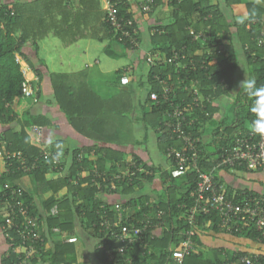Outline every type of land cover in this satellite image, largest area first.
<instances>
[{
    "label": "trees",
    "instance_id": "16d2710c",
    "mask_svg": "<svg viewBox=\"0 0 264 264\" xmlns=\"http://www.w3.org/2000/svg\"><path fill=\"white\" fill-rule=\"evenodd\" d=\"M163 4L173 9V19L165 26H158V30L151 34V56L146 54L138 63L145 67L147 64L146 73L137 75L135 66L118 69L116 83L119 84V90L114 95L104 97L97 93L89 83L88 69L47 72L53 88L52 102L66 115L69 124L90 141L80 147L64 149L61 147L62 140H54L51 144L37 140V133L32 126H49L52 123L46 115L34 113L24 97L22 87L25 75L17 57L26 60L39 77L35 85L39 89L35 88L37 94L41 95L45 65L39 64L42 63L38 58L39 41L50 33L53 32L67 45L79 38L89 37L99 41L108 40L125 49L134 48L118 40L114 29L105 19L106 12H100V0H81V9L75 11L72 10L73 5L68 6L65 0H0V123L10 125L0 136V151H21L30 162L45 150L54 153L52 157L41 158L38 167L28 173L34 182L35 191L30 193L25 190L23 198L30 212L38 214L40 221L44 222L47 230L43 235L50 246L36 253L27 264L86 262L79 259L76 241L65 242L60 234H52V228H59L66 236L82 238L87 245L90 243L94 260L99 264H173L169 247L178 245L185 231L190 228L185 216L193 203L191 192L197 185V172L190 169L179 174L176 170L167 150L170 146L181 148L182 142L165 127L164 121L175 104L184 103L194 107L193 96L186 90L193 80H199L202 93L212 96L213 100L232 91L239 59L235 53H218L219 47L223 49L225 36L238 37L256 80L251 90L249 85L240 95V104L235 107V117L231 122L215 117L219 107L214 101L203 103V110L201 107L194 108L190 117H197L193 134L200 139V169L206 171L215 168L222 147H231L238 133H249L258 127L261 112L258 94L264 86V46L258 45L257 37L264 29V0H155L151 11ZM94 11H97V18L93 19H99L98 26L91 29L89 34L79 32L78 28L83 25L81 19H91L89 16L94 15ZM119 11L133 18L125 0H119ZM194 19L202 26L201 30L195 28ZM190 28H195L196 32H210V39H195ZM28 43L33 45L38 63L34 62L30 52L24 51ZM196 51L203 53L195 55ZM175 53L185 54L186 57L169 62L168 59ZM215 57L220 60L209 65V61ZM203 63L205 65L202 67ZM221 78L226 79L227 87L218 86L215 89ZM168 86L172 91L168 100H164L162 94ZM139 90L144 96L137 100ZM153 92L160 96L159 104L151 101ZM16 125L21 126L20 130H15ZM136 126L145 129L143 139L136 137ZM207 126L213 132L208 147L202 139ZM151 132L155 136L156 147L171 162V167L149 164L137 154L136 150L147 142ZM61 151L66 156L60 165L62 176L48 178L49 173L59 170L54 160ZM129 158L154 173H137L131 181L123 184L124 188L119 187L110 193L108 189L114 182L112 178L124 168ZM241 170L247 171L246 168ZM25 175L27 173L19 168L16 158L7 160L0 156V187L8 183L11 188L23 189L17 181ZM156 177L161 182L160 193L153 206L145 207V203L153 198L144 188ZM220 180L225 183L223 179ZM227 192L232 194L230 189ZM238 192V202H242L246 195H264L263 192L257 193L248 188L239 189ZM10 198L11 192L8 190L0 192V209ZM116 201H126L123 203L131 206L140 218L144 211H154L156 208L166 210L167 215L164 228L155 232L148 230L142 242L125 249L123 254L115 252L111 259L105 248L114 239L111 243L107 240L109 232L106 226H102L101 220L103 214L113 218ZM138 204L143 205L144 211L136 210ZM54 206H58L59 211L51 215ZM220 223L216 212L198 217L197 226L194 227L197 232L195 249L200 230L206 225L219 230L222 228ZM237 235L264 244L263 233L252 225ZM7 244L2 264H18L19 260L11 249L16 243L7 240ZM248 255L251 256L252 252H236L225 261ZM225 261L208 258L204 253L194 250L186 257L184 264H223ZM254 264H264V256Z\"/></svg>",
    "mask_w": 264,
    "mask_h": 264
},
{
    "label": "built area",
    "instance_id": "2783aa9c",
    "mask_svg": "<svg viewBox=\"0 0 264 264\" xmlns=\"http://www.w3.org/2000/svg\"><path fill=\"white\" fill-rule=\"evenodd\" d=\"M154 1L146 0L143 2L141 7L144 12H150L152 10ZM106 4L105 19L114 29L118 40L127 42L134 49L138 48L140 41L134 18L120 14L119 0H107ZM157 30L154 29L153 31L155 32ZM190 31L195 39H202L203 41L210 39V32H196L192 28H190ZM257 41L259 46H264V29L259 33ZM222 51V47H219L218 53H222ZM148 56H151L150 52ZM184 57H186L185 54L180 55L179 53H175L168 61L174 62ZM155 58L158 57L155 56ZM217 62V57H215L209 61V65ZM204 65L205 63H203L202 67ZM199 85V80H193L190 86L186 87L189 94L193 96L194 107L184 103L175 104L173 109L167 113L164 121L165 127L169 128L173 135L182 142L181 148L170 146L167 150L168 156L177 168L176 170H178L179 174L190 169L197 172V185L191 192L193 203L188 207L185 216V222L190 225V228L185 231L178 245L169 247L170 258L173 264H184L186 257L196 250L195 237L197 232L194 227L197 226L198 217L202 214L218 213L222 229L231 234H239L249 225H252L264 235V195H246L242 202H238L236 199L239 196V192L233 191L229 195L227 192L228 187L218 177V169L226 167H231L232 169L246 168L247 171L261 172L264 175V86L258 94L261 112L259 125L256 130L250 131L249 133H238L231 147H222L221 157L215 168L202 171L199 167V156L201 152L200 139L196 138L193 134V127L197 117H190V115H192L194 108L201 107L203 110V103L212 102L213 99L212 96H205ZM218 86L227 87L226 79L221 78L214 88L216 89ZM22 89L26 99L30 98L34 102H38L36 88L30 81L25 80ZM171 91L169 86L165 87L162 98L168 100ZM150 99L156 104H159L161 101L160 96L155 92L151 94ZM35 130L41 132L38 128H35ZM38 140L40 141V139ZM0 156L7 160L16 158L19 163V168L24 170L28 175V173L38 167L41 158L52 157L54 153L45 150L41 153V156L32 162L21 151H5V153L0 151ZM61 162L62 159L60 156L54 160L56 168L59 169L52 171L56 174V177L62 176V172L60 171L62 168L60 166ZM137 173L141 175H152L154 172L145 168L133 158H129L124 168L112 178L114 182L108 189L109 192H114L119 187L124 188L123 184L131 181ZM98 174L100 176H107L105 173ZM118 183H120L119 186ZM4 189L11 192V198L0 209L2 233L7 240L16 243L11 249L19 260L18 264H27L36 253L48 248L49 242L46 241L43 235V232L47 228L44 227V222L40 221L38 214H32L30 212V207L23 198V195H25L24 188H11L6 183L1 188V191ZM155 199L153 198L147 201L145 207L153 206ZM123 202H115L113 206L115 213L113 218L108 214H103L104 216L101 220L102 226H106L109 232L107 240L110 242L114 239V242L109 247H104L111 259L114 258L115 252L123 254L125 249H128L130 246L133 247L140 241L142 242L148 230L155 232L164 228L166 224V210L156 208L154 211H144L143 205L138 204L136 210L144 211L140 218L131 206H127ZM58 211V206H54L50 214L55 215ZM51 232L54 235L60 234V237L65 242H74L77 240L74 236H66L59 228H52ZM262 255L260 252H254L251 256L248 255L237 260H226L223 264H254V262L262 259L264 256ZM81 264L89 263L83 262Z\"/></svg>",
    "mask_w": 264,
    "mask_h": 264
},
{
    "label": "crops",
    "instance_id": "0c3cea01",
    "mask_svg": "<svg viewBox=\"0 0 264 264\" xmlns=\"http://www.w3.org/2000/svg\"><path fill=\"white\" fill-rule=\"evenodd\" d=\"M7 1L25 2V1H32V0H7ZM145 1L146 0H125V5L127 6V10L132 14L133 18L136 21V26H137L138 35H139L138 38L140 41V46L138 48L127 49L128 52H132L137 55V59L134 64L136 67L140 66L138 65V63L141 57H144L146 54L149 53V49L151 47L150 45L151 34H154L153 33L154 28L157 29L158 26H165L169 24L173 19V9L168 7L167 5L165 6L164 5L165 3L163 4V6L157 7L154 11L144 12L141 6L143 2ZM247 1H254V0H247ZM65 2L68 6L73 5L72 10L74 11L81 9V0H65ZM106 3H107V0H100V5H101L100 12L102 11V13L104 14L106 12V6H107ZM94 12H96L94 15L89 16L91 19H85V20L81 19V23L83 25L78 28L79 32L84 31L86 34H89L91 29L96 28L98 26L99 19L98 20L93 19V17L97 18L96 16L97 11H94ZM194 25L196 29L198 30L202 29V26L199 25L196 19H194ZM47 37L51 39L49 40L50 43L52 41V43L55 46L57 47L59 46L60 48H63L66 51L72 50L73 46L77 47L78 50L79 49L83 50L85 48L86 50H89L92 45V42H90V40H85V39H93L89 37L79 38L72 44L67 45L64 43V41L60 37L56 36L53 32L50 33ZM47 37L45 38L47 39ZM45 38L42 39L41 42L39 41V51H38V58L41 59V62H42V63L39 62V64L45 65V69H44L45 76L41 82V93H40L41 95L37 94L38 99H39L38 102H34L30 98H27L26 100H28L30 108L32 109L34 113L46 115L47 117L50 118V121L52 124L49 126H37L36 125V126H32V129L34 130V132L37 133L36 138L37 140L40 139V142L51 144V142L54 140H62L61 147L64 149L65 148H75V147H80L85 144H89L90 141L86 139L85 137H83L82 135H80L69 124L68 119L66 118L62 110H60L57 104L52 102L53 88L47 76L48 74L47 72H55V71L48 69V63L45 62L39 56V52L42 47L41 45H44L46 41L48 40V39L45 40ZM93 40H97V39H93ZM102 42L107 43L104 46L105 51L107 47L109 48L110 45L114 44L113 42L110 43V41L108 40H105ZM114 45H116V43ZM239 49L243 51L241 47V42L237 36L233 38L231 36H225L223 38V52L226 51L227 52L226 55H229L230 53H235L239 59V64H241ZM86 50H85V53L87 55ZM24 51L30 52V54H32L31 57L33 58L34 62H37V59H35L36 55L33 53V45L31 43H28L24 47ZM202 53L203 51H196L195 55L202 54ZM243 53L244 51L242 52V56L245 57L246 63L248 64L245 53L244 55ZM17 58L20 61L21 69L25 75V80L30 81V83L34 87H37L39 89L38 86H35L37 85V81L39 79L35 71L29 66L26 60H24L23 58L19 56ZM217 60L219 61L220 58L218 57ZM22 62L24 65L22 64ZM79 70H83V69H79V65H78V70H75V71H79ZM75 71H72V72H75ZM255 80H256L255 72L249 71L248 77L246 79V83L248 84L241 87L240 90H237V93L235 95L234 109L238 104H240L239 102L240 95L243 93L245 89L248 88L249 85L252 84L253 81L255 82ZM236 81H237V78H236V72H235L234 86L236 84ZM234 86L232 88V91L234 90ZM232 91L226 94H222L217 100L216 99L213 100L214 104L219 107L218 108L219 110L215 113L216 118H221V119L224 118L223 116L219 115V112L222 109V100L224 99L225 96H229L232 93ZM36 92H37V89H36ZM29 100H31V102ZM60 112L65 116V118L62 119V121H60L57 117L58 116L57 114ZM234 117L229 122H231L234 119ZM208 126H207V131L203 133L202 135V139L204 141V144H206V146L210 143V141L213 138L212 136L213 132L208 129L209 128ZM9 127L10 125H5V124L0 123V136ZM20 128H21L20 125L15 126V130H20ZM35 128H38L39 130H41V132H37ZM223 128L224 127H222L221 129L223 130ZM154 142L156 143L155 137H154ZM140 147L136 151H137V154L140 155L144 161H147L149 164H154V165L155 164L159 165L160 163H164V161H161L160 163H154L151 159L150 154L148 153L146 154V152L143 150L144 148L142 149ZM209 153H211V151H209ZM65 157L66 156H64V152L61 151L60 158L62 160H65ZM170 163H167L166 166H163L162 164L160 165H162L163 168H169L171 167ZM241 171L243 170L219 168L218 177L219 179H223L225 184L229 186L228 189L231 190V193L233 191L238 192L239 189H245V188L251 189L257 193H260V192L264 193V175L261 172L248 171L249 172L248 176H245L242 174ZM48 178L53 179L57 177H56V174L51 172L48 174ZM17 184H19L22 188H24L26 191L30 193H34L35 191V185L30 175H26L22 177L20 180L17 181ZM1 188L2 187H0V191H1ZM160 188H161L160 179L156 177L153 182H150L147 184V186H145L144 190L145 192L149 193V195H151V198L157 199L158 194L160 193L159 191L161 190ZM76 244H77L79 259L81 261H87L86 260L87 256L84 255V252L88 253L89 251L87 250H91L90 245L89 244L87 245L81 239H77ZM49 246H50V243L48 244V247ZM7 249H8L7 240L4 237L1 226H0V264H2V260H3L2 257L5 251H7ZM240 251H248L252 253L254 252L264 253V244L252 241L241 235L231 234L222 228L219 230L210 229L209 225H206L205 227H203L202 230H200L199 241L196 246V252H202L208 258H213V259L218 258L220 260L225 261V259H227L230 256V254L234 255L236 252H240Z\"/></svg>",
    "mask_w": 264,
    "mask_h": 264
},
{
    "label": "rangeland",
    "instance_id": "374dc122",
    "mask_svg": "<svg viewBox=\"0 0 264 264\" xmlns=\"http://www.w3.org/2000/svg\"><path fill=\"white\" fill-rule=\"evenodd\" d=\"M47 39L45 38V40H47L46 43L44 45H41L42 47L39 52V56L48 63V69L55 72H72L78 70V65L79 69H88L90 85L97 93L104 97L114 95L119 90V84L116 83V71L118 69L125 70L128 67L135 66L134 64L137 59V55L135 53L128 52V50L123 46L119 44L114 45L115 43L110 45L108 51H105L104 46L105 44H107L106 42L93 39H85L92 42L89 50H86V48L83 50H78L77 47L73 46L72 50L66 51L59 46H55L52 41L50 43L49 40L51 39H49L48 37ZM85 50L87 52V55L85 53ZM239 52L241 64H239V67L236 70L237 81L234 86V90L229 96L224 97V99L222 100V109L219 112V115L223 116L227 122H229L235 115L234 98L237 90H240L241 87L248 84L246 83L248 72L253 71L252 66L248 65L246 63L245 57L242 56L243 51L239 49ZM146 67L143 66V64L136 67V74L142 76V74L146 73L147 71L148 67ZM143 96L144 93L142 92V90H139L137 94V100ZM29 101L31 102V100ZM57 115L60 121H62V119L66 116H64L61 112ZM134 132L137 138L143 139V137L145 136V129L143 127L141 128L140 126H136ZM150 134L151 135L148 138L147 142L143 143L140 148H144L143 150L146 152V154H150L151 159L154 163H160L161 161H164V163L160 164L166 166V164L170 162L165 157V155L159 149H157L156 143L154 142L155 136L152 134V132ZM241 172L245 176H248L249 174L248 171L243 170ZM81 240L84 242V239L81 238ZM90 248L91 250H87L89 251L88 253L84 252V255L87 256L86 262H88L89 264H99L94 260L92 247Z\"/></svg>",
    "mask_w": 264,
    "mask_h": 264
},
{
    "label": "clouds",
    "instance_id": "9594fccd",
    "mask_svg": "<svg viewBox=\"0 0 264 264\" xmlns=\"http://www.w3.org/2000/svg\"><path fill=\"white\" fill-rule=\"evenodd\" d=\"M255 82L253 81L252 84L249 86V90H251L254 87Z\"/></svg>",
    "mask_w": 264,
    "mask_h": 264
}]
</instances>
